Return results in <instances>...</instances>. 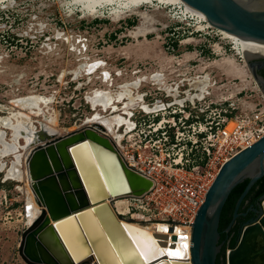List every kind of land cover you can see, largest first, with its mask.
<instances>
[{"label":"rangeland","instance_id":"obj_1","mask_svg":"<svg viewBox=\"0 0 264 264\" xmlns=\"http://www.w3.org/2000/svg\"><path fill=\"white\" fill-rule=\"evenodd\" d=\"M179 7L157 0L129 11L91 0H0V264H27L18 245L28 220L24 206L35 196L25 138L40 122L59 135L82 128L95 89L148 100L188 88L183 93L191 100L198 93L189 81L208 74L211 85L198 98L205 113L215 107L216 120L228 113L240 122L259 110L264 94L230 39ZM93 61L102 65L88 73ZM156 73L162 84L148 80ZM138 77L147 79L121 91Z\"/></svg>","mask_w":264,"mask_h":264},{"label":"water","instance_id":"obj_2","mask_svg":"<svg viewBox=\"0 0 264 264\" xmlns=\"http://www.w3.org/2000/svg\"><path fill=\"white\" fill-rule=\"evenodd\" d=\"M183 1L217 28L264 41V0ZM258 59L264 56L250 55L245 63L264 94V79L256 73ZM34 133L25 163L40 209L33 215L32 204L24 206L32 221L21 233L18 253L27 264H216L222 246L220 215L230 192L248 179L235 201L231 225L246 215L239 208L264 176L263 134L221 165L192 222L190 258L153 262L159 252L153 236L116 214L108 202L111 195L141 196L152 181L124 163L103 125L88 123L59 135L40 122ZM256 200L249 209L253 216L237 229L234 244L223 249L222 264H264V192Z\"/></svg>","mask_w":264,"mask_h":264},{"label":"built area","instance_id":"obj_3","mask_svg":"<svg viewBox=\"0 0 264 264\" xmlns=\"http://www.w3.org/2000/svg\"><path fill=\"white\" fill-rule=\"evenodd\" d=\"M185 90L163 95L164 99L149 95L147 100L148 95H141L148 105L169 106L145 113L136 104L131 115L134 127L125 132L126 123L120 125L122 137L115 146L129 168L152 181L141 196L127 197L128 215L138 216L141 224L164 225L170 246L177 243L180 231L190 240L195 214L221 165L264 134V95L259 110L237 122L228 113L216 120L215 107L205 113L200 99H186ZM157 240L159 245L165 242L162 237Z\"/></svg>","mask_w":264,"mask_h":264},{"label":"bare ground","instance_id":"obj_4","mask_svg":"<svg viewBox=\"0 0 264 264\" xmlns=\"http://www.w3.org/2000/svg\"><path fill=\"white\" fill-rule=\"evenodd\" d=\"M9 1V0H8ZM94 1L96 6H103L105 4L109 3H117V9H137L138 6H140L143 3H151L155 0H91ZM158 2L168 3V4H176L181 7L182 12L186 15L188 14L190 16L191 12H195V14H198L197 16L199 19H204L203 21H207V25L216 28L221 34L224 35V38L230 39L231 43L233 44V48L236 49L237 53L240 54L244 59L250 55L254 56H264V41H260L254 38L242 36L239 34H235L229 31H226L225 29H220L212 25L209 20L206 18V16L200 12L198 9L194 8L193 6L187 4L183 0H157ZM117 9H114V12L117 11ZM160 11V10H159ZM113 12V11H112ZM113 12V13H114ZM131 12V11H130ZM134 13V12H133ZM192 14V13H191ZM102 63L100 61H93L88 62L86 64V67L88 68V73H92L97 71L101 67ZM106 78V77H105ZM147 77H138L136 78L132 83H124L119 85V88L121 91L127 93L129 91L130 86L132 87H139L143 81H145ZM163 75L160 73H156L151 76V79L155 84L159 85L163 83ZM192 80V81H191ZM189 81V89L196 90L198 95H196L198 98L202 97L203 93L205 92V89L208 88L211 85L210 79L208 74L205 76H199L191 79ZM93 95L87 96V102L90 104L91 107V114L87 116L85 124H93L100 123L105 128L107 134L112 138L114 145L116 146L122 137V133L118 132V127L122 125L123 123H126L125 132H128L134 127V123L131 120L132 115V109L136 106V104L140 105L142 111L145 113H154V112H160L164 108H166L169 105L166 104H156V105H148L145 101H142L141 95H109L107 90L103 89H95L93 91ZM177 92H173L171 95H177ZM190 95L187 96V98ZM180 101L178 100V103ZM50 125H53L54 120H50ZM47 129V128H46ZM50 131H56V128L53 126L49 127ZM48 131V129H47ZM30 132V131H29ZM34 132H31L26 138H25V145L22 147V150H29L32 145L34 144ZM32 141V142H31ZM25 154V153H24ZM19 161L22 163L23 161V152L20 151L19 153ZM17 165V164H16ZM18 166V165H17ZM30 183V182H29ZM33 193V192H32ZM34 196V195H33ZM127 197L124 195H111L110 199H108V202L113 207L116 214L123 217V215H128L127 210ZM30 203L32 204V214L36 215L40 209V207L36 203L35 197H31ZM120 217V218H121ZM130 218L132 221L131 223L135 226H138L142 229H144L148 234L152 235L156 244H158L159 252L157 255H155L152 259L153 262H156L160 259H186L190 257V240L187 233L180 234L178 236V241L174 245V247L170 246L168 242L170 241V237H168L165 233V226L161 223H146L141 224L136 221L138 216L135 214H131ZM133 220H135L133 222ZM32 221V217L28 216L27 224ZM163 235H159V234ZM162 237V239H165V242L162 243V245H159V242L157 238ZM153 242V243H155ZM145 245H142V249L145 250L143 247ZM148 250V248H146ZM126 256L129 257V254L125 251Z\"/></svg>","mask_w":264,"mask_h":264},{"label":"flooded vegetation","instance_id":"obj_5","mask_svg":"<svg viewBox=\"0 0 264 264\" xmlns=\"http://www.w3.org/2000/svg\"><path fill=\"white\" fill-rule=\"evenodd\" d=\"M257 66H256V73L261 76L264 79V60L258 59L257 60ZM257 197L253 198L252 195L246 197L244 201L242 202V205L239 208V213H246V215H239L236 217V219L233 221V223L230 225L231 218L228 221L227 225L223 227L222 229H219L220 235H219V242L222 243V246L220 248V251L217 254L216 258V264H222L223 257L222 252L223 249H225L227 246H231V239L234 236L237 229L250 217L253 216V213L249 210L253 206L256 205ZM230 225V228L228 229Z\"/></svg>","mask_w":264,"mask_h":264},{"label":"trees","instance_id":"obj_6","mask_svg":"<svg viewBox=\"0 0 264 264\" xmlns=\"http://www.w3.org/2000/svg\"><path fill=\"white\" fill-rule=\"evenodd\" d=\"M128 22H133L132 20H129ZM248 179H245L241 183L237 184L232 191L230 192L220 215V221H219V229H222L225 227L228 223V221L231 218L233 207L235 204V201L237 197L240 195L242 190L244 189V186L246 185ZM264 192V176L260 178L249 190L248 194L246 197L252 195L253 198L258 197ZM237 237V233L235 232L234 236L231 239V245L234 244L235 239Z\"/></svg>","mask_w":264,"mask_h":264}]
</instances>
